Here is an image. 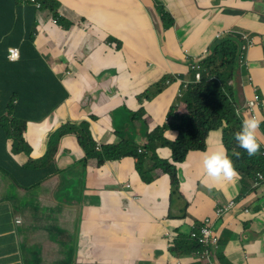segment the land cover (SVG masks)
I'll use <instances>...</instances> for the list:
<instances>
[{
	"label": "crops",
	"instance_id": "obj_1",
	"mask_svg": "<svg viewBox=\"0 0 264 264\" xmlns=\"http://www.w3.org/2000/svg\"><path fill=\"white\" fill-rule=\"evenodd\" d=\"M147 1L151 6V0ZM162 1L175 19L172 27L165 30L166 43L154 8L142 0H56L60 4L56 12L65 20V26L55 27L47 24L46 18L43 20V37L35 45L37 48L45 41H54L55 64L50 66L39 54L37 74L33 65L10 61L9 49L17 46L9 37L0 39V119L19 118L14 126L10 119L0 128V147L6 157L0 155V167L5 171H0V264H42V212H55L47 202L74 193L75 187L67 186L59 196L48 192H54L59 184V170H66L76 162L85 167L89 182L94 180L95 191L100 194L101 202L95 199L87 202L84 218L80 199L78 195L75 197L79 219L83 220L81 228L90 239L98 237L95 253L99 258L116 256L119 243L120 256L129 259V263H134L142 248L147 247L165 251L163 264H206L198 255L170 253L168 232L179 228L191 235L205 217L215 218L217 205L229 201L238 204L252 195L221 230L215 254H219L220 242L224 241L222 251L230 264H264V256L257 254L250 240L252 233L264 226V184L254 189L256 175L248 176L243 168L244 174L239 170L235 183H221L212 190L204 183L205 151L215 150L221 144L227 149L235 141L234 133L241 124L227 135L222 129L210 132L205 151L193 153L186 162L176 164L194 189L193 198L185 192L183 178L181 195L172 198L170 178L161 170L151 172V184L144 183L137 159L123 157L105 164L90 160L84 165L85 153L74 135L62 138L54 164L49 168L43 164L52 133L64 124L75 125L90 120L91 116L96 117L91 120V130L97 149L120 144L126 153V142L146 146L154 128L173 121L172 111H184L179 94L193 80V62L209 57L212 48L229 32L244 36L245 43L250 37L252 44L242 53L236 87L234 80L232 85L235 91L237 87L242 91L244 110L247 101L260 95L261 107L254 112L264 119V16L229 13L217 2L204 5L202 0ZM55 19L52 16V24L57 23ZM100 73L117 78L111 93L103 94L91 112L86 104H81V97ZM169 76L173 80L167 84ZM25 79L33 81L39 92L20 96L18 104L13 91L22 84L17 80ZM64 94L65 100L57 106ZM33 99H36L33 104H23ZM13 105L21 109L13 111ZM53 113L55 120L48 127L47 120ZM164 136L172 140L174 132L167 131ZM257 136L264 142L262 128ZM162 141H157L156 146L160 147ZM141 149L142 152L138 148V154L146 153L145 148ZM232 153L228 155L234 156ZM157 154L169 158L171 150L160 147ZM151 155L145 158L146 162ZM29 156L35 161L42 159V170L23 168ZM8 164L12 168L6 172ZM244 164L245 170H249L248 163ZM143 168L146 170V164ZM41 176L42 190L46 193L34 188ZM80 194H87L86 188ZM257 201L262 207L253 214L251 207ZM170 206H174V214ZM181 209L185 215L180 214ZM229 215L230 212L216 222V230ZM70 221L76 223V219ZM71 227V223L43 226L52 241L55 230L59 232L62 259L58 264H74L77 230L67 229ZM63 229L65 238L60 233ZM218 264L222 262L218 260Z\"/></svg>",
	"mask_w": 264,
	"mask_h": 264
},
{
	"label": "trees",
	"instance_id": "obj_2",
	"mask_svg": "<svg viewBox=\"0 0 264 264\" xmlns=\"http://www.w3.org/2000/svg\"><path fill=\"white\" fill-rule=\"evenodd\" d=\"M39 1L42 3L40 9L32 5L22 7L19 0H0V39L9 37V41L13 40V45L17 46L21 52L19 63L26 64L30 67L33 65L36 74L39 70L36 63V60L39 58V53L35 44L43 37L45 30L43 20L46 18L45 20H48L47 24L55 27L65 26V20L60 19L59 13L56 12L60 8V4L56 0ZM155 2L161 13L162 20L165 22V30L170 29L175 20L173 15L169 12L162 0H155ZM52 16L53 18L57 17L56 24H52ZM262 41L264 54V39ZM239 43H241V46L245 45L243 37L238 35V33L224 35L222 40L212 48V54L210 52L209 57L199 65L201 74V80L199 82H195V74L191 71L193 80L190 81L191 84L187 88H182V97L180 98L184 104V111H172L170 118L173 121L154 128L148 137L146 146L141 147L126 142V153L123 152V147L120 144L107 146L103 150L97 149L98 143L94 140L91 130V120H96V117L91 116L90 120L83 121L79 125L67 123L53 132L48 143L45 159L51 161V164H54L62 147L60 145L62 138L66 135H74L78 140L79 146L85 153V157L83 158L84 165H87L90 160H96L99 164H105L106 161L119 160L123 157L137 159L136 166L138 167L143 182L151 184L153 181L151 172L161 170L163 174L170 178L171 197L173 198L175 195L180 196L181 191H183L182 177L178 173L176 164L186 162L193 153L205 151L210 132L222 129L223 134L227 135L241 124L243 117L249 116L247 111L242 108L241 89L237 87L235 91L232 85L236 59L241 53ZM240 64L241 59L238 70H240ZM43 71L44 69H42V73ZM36 74L34 75L36 76ZM34 78H32L33 81ZM168 80H172V78L168 77ZM17 81L22 82L13 91V98L18 100V104L20 96H26L29 93L38 95L39 89L34 86L33 81L30 79ZM65 98L66 95L64 94L60 99L61 101L57 102V106ZM35 100L33 99L23 104L31 105ZM20 109L17 105H13L12 107L13 111ZM237 111H239L240 116L236 115ZM10 119H12L11 124L13 126L19 120L18 117L16 119L15 117ZM10 119H0V128L4 127L3 125L7 121H10ZM167 131L174 132V138L172 140H168L164 136ZM262 132H264V125L262 126ZM159 140H163V144L160 147H168L171 150L169 158H160L158 156L157 150L160 147H157L156 143ZM138 148H145L146 153L143 155L138 154ZM66 150L69 152V149ZM227 151H238L242 153L240 158L229 156L234 165L239 166L241 163H248L246 167H249V170H244L248 176H255L257 173L264 174V157L261 154L264 152L263 143L261 145V152L254 157H249L243 149L239 148L236 140L227 146ZM149 153L152 155L149 162H146L145 158L149 157ZM0 155L5 157L1 147ZM144 164H146V170L143 168ZM11 168L12 166L8 164L6 172L10 171ZM0 171L5 172L1 167ZM185 214V210L183 209L182 215ZM64 230L62 232H65ZM169 244L168 250L173 255H190L193 250L203 249V245L198 240L194 239L190 233L182 232L179 228L173 231ZM214 257H216L217 262L220 260L217 254Z\"/></svg>",
	"mask_w": 264,
	"mask_h": 264
},
{
	"label": "water",
	"instance_id": "obj_3",
	"mask_svg": "<svg viewBox=\"0 0 264 264\" xmlns=\"http://www.w3.org/2000/svg\"><path fill=\"white\" fill-rule=\"evenodd\" d=\"M148 6L150 4L147 0H142ZM204 5L206 4H217L226 12H238L240 14H252L254 16H264V0H202L201 1ZM154 8L155 15L159 22V28L161 31L162 39L166 43L165 37V26L164 21L161 18V14H159L157 10V4L154 0H151V6ZM52 38V36L50 35ZM264 39V36H263ZM55 45L54 41H45L41 43L37 50L40 57L44 59L50 66H54L55 59L52 56V49ZM241 46V43H239ZM242 49V46H241ZM242 53V52H241ZM241 53L237 56L236 63H235V71H234V87H236V77L238 74L239 63L241 59ZM205 58H200L194 61V64L200 65L204 62ZM117 76L110 75L109 73H100L97 75L96 80L94 79V83L91 85L86 86V89L81 97V104H86L88 106L89 111H93L96 104L100 100L103 94L107 95L106 93H111L114 89V81L116 80ZM56 115L53 113L47 120V126H51L55 120ZM66 164L60 165L61 168H64ZM179 175L183 178L184 181V190L189 195L190 198H193L194 189L190 188V184L184 174L183 169L179 166L177 168ZM110 179V178H109ZM108 179V180H109ZM91 184V185H90ZM108 184H114L116 188L117 185L112 181H108ZM87 194L83 195L82 197V204H83V218L86 216V208L89 206L87 202L91 199H95L101 202L99 198L100 194L96 193L94 188V180L89 182L86 186ZM252 195H249L251 197ZM245 198L240 201L230 212V215L224 219L222 225L216 230V234H220L223 227L229 223V221L237 216L240 212L241 206L247 201L249 198ZM78 198H81V194L78 195ZM250 240L252 242V246L254 247L255 251L258 255L264 256V226L257 228L252 235L250 236ZM98 242V238L96 237L94 240L90 239L85 233L83 228H81L80 236L77 243V250L76 252L80 256L79 264H163L162 259L164 258L165 251L161 248L152 249L144 247L142 251L135 259L134 263L130 262L129 259L126 257L120 256L121 245L117 244V254L114 257H104L99 258L95 253V246ZM214 261L217 263L216 258L214 257ZM218 264V263H217Z\"/></svg>",
	"mask_w": 264,
	"mask_h": 264
},
{
	"label": "rangeland",
	"instance_id": "obj_4",
	"mask_svg": "<svg viewBox=\"0 0 264 264\" xmlns=\"http://www.w3.org/2000/svg\"><path fill=\"white\" fill-rule=\"evenodd\" d=\"M157 10L159 14H161L158 8ZM117 43L120 46L121 43L120 42H117ZM211 54H212V51H211ZM81 123L82 122L78 123V125ZM53 142H56V141H53ZM43 164L46 166V168H49L51 161L45 159ZM245 165L246 164L241 163V165L239 166L238 165H234V166L238 172L242 168L243 170H245L244 168ZM23 168L28 169V170H34V169L40 168L42 170V159L40 161H35V159H32L29 156V160L26 164H24ZM52 168H54V166H52ZM242 173L244 174V171ZM58 179H59V184L56 186L55 191L54 192L49 191L48 192L49 194H53L54 196L55 195L59 196L65 192L67 186L75 187V190H74V193L73 192L66 193L64 197L60 196L61 198L59 199L58 198H55L52 200L45 199V200H50L47 202L46 205L52 206L53 208H55V210H53L55 212L53 213H50L49 211L42 212V258H43L42 264H58V261L62 259L59 253L62 250V248L59 245L60 241L58 240V233H59L58 230H55L54 234L52 235V237L54 238V241H52L49 237L48 232L43 229V226L45 224H56V225L65 226L68 223H71L73 225V227L67 228L68 230L70 231H73L75 229L77 230V236L74 241L75 242L74 253L76 254L74 256L73 262L74 264H79L81 259L78 253L76 252V250H77V241L80 236V231H81L80 229H81L83 220L81 218L79 219V214H78L79 207H76L75 205V203H77L75 197L79 195L86 188L89 182L88 173L84 166H82L79 162H76L74 165L72 164V166L70 168H67L66 170H59ZM37 180L39 181H37L34 188L36 190H42V176L39 177V179ZM42 191L46 193V191L44 190ZM82 197L83 195L81 196L79 200V205H80L81 210H83ZM237 198H239V196ZM258 201L254 204V206L251 207V212L253 214L259 208L262 207L261 203H259ZM182 212H183V209H181L180 214ZM171 213L174 214V206H172ZM73 219H76V223H72L70 221ZM60 233H61L62 238H65V232L61 231ZM223 244H224V241L220 242V249L218 250L219 254L217 256L218 258H220V262L224 264H230L228 259L226 258V256L224 255L222 251Z\"/></svg>",
	"mask_w": 264,
	"mask_h": 264
},
{
	"label": "clouds",
	"instance_id": "obj_5",
	"mask_svg": "<svg viewBox=\"0 0 264 264\" xmlns=\"http://www.w3.org/2000/svg\"><path fill=\"white\" fill-rule=\"evenodd\" d=\"M27 6L28 5H26L25 7ZM243 40L245 41L244 36H243ZM251 44L252 42L250 43V37H249L245 45H242L241 52L243 53L244 51H246L250 47ZM243 47H245V49H243ZM199 72H200V69H199ZM259 107H261V104ZM246 110L249 116H245L242 118L240 129L239 131L234 133V138L239 148L243 149L249 157H254L261 152V145L262 143H264L260 141L257 136L258 130L261 129L262 126L264 125V119L257 117L254 112L255 110L252 111V113L249 111L247 107H246ZM236 115L240 116L239 111H237ZM261 154L263 155L264 152H262ZM232 155L236 156L237 158H240L241 153L238 151H233ZM202 167H203V171L205 175L204 183H205V186L208 187L209 190H212L218 187L221 183H235L239 175L233 164L232 159L228 155L227 149L225 148L223 144H221L215 150L205 151L203 155V160H202ZM213 260H214V257H213Z\"/></svg>",
	"mask_w": 264,
	"mask_h": 264
},
{
	"label": "built area",
	"instance_id": "obj_6",
	"mask_svg": "<svg viewBox=\"0 0 264 264\" xmlns=\"http://www.w3.org/2000/svg\"><path fill=\"white\" fill-rule=\"evenodd\" d=\"M19 1L21 2L22 7H25L26 5H33L37 9H40L42 7V3L39 0H19ZM54 22L56 23L57 19H55ZM243 49H245V47H243ZM20 56H21V52L18 47H11L9 49L8 59L10 61H13V62L19 61ZM191 70L195 73L194 75L195 82H199L201 80V74L199 72V65L192 64ZM171 78L173 80V77ZM172 80H168L167 84L171 82ZM189 84H191L190 81H189ZM182 88H187V85ZM182 88L180 89V94H179L180 98L182 97ZM260 104H261V97L259 94H256L252 100L247 101L246 107L252 113V111H254L257 107H259ZM98 149H100V147H98ZM139 151L142 152V149H139ZM262 183H264V174L257 173L256 179L254 181V187H257ZM236 205L237 204L235 201H229L225 205H217L216 210H215V218H211V217L204 218L203 223L198 228H195L194 230H192L191 236L194 239L198 240V242L203 245V249L193 250L191 254L200 256L206 264H217L213 260V257L218 247L220 238L215 232L216 231L215 224L219 219L223 218L226 214H228ZM172 233H173L172 230L168 232V239L172 237Z\"/></svg>",
	"mask_w": 264,
	"mask_h": 264
},
{
	"label": "flooded vegetation",
	"instance_id": "obj_7",
	"mask_svg": "<svg viewBox=\"0 0 264 264\" xmlns=\"http://www.w3.org/2000/svg\"><path fill=\"white\" fill-rule=\"evenodd\" d=\"M98 238V237H97Z\"/></svg>",
	"mask_w": 264,
	"mask_h": 264
}]
</instances>
